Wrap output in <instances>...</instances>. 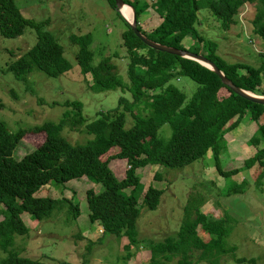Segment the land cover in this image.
Instances as JSON below:
<instances>
[{
  "label": "trees",
  "instance_id": "obj_1",
  "mask_svg": "<svg viewBox=\"0 0 264 264\" xmlns=\"http://www.w3.org/2000/svg\"><path fill=\"white\" fill-rule=\"evenodd\" d=\"M116 5L115 0H111ZM136 10L139 30L152 41L180 50L201 54L214 63L219 70L239 89L264 97V0H125ZM254 8L251 21L252 35L259 38L261 47L254 66L248 61L232 57L227 63L219 55L218 44L206 38L197 28L199 12L208 10L225 30L239 22L245 6ZM152 8L162 22L153 30L145 31L139 23L140 16ZM49 21L38 22L22 15L15 0H0V34L4 38L24 35L27 28L37 34V42L25 54L8 65L7 72L16 80L26 82L35 73H43L51 79L67 74L71 67L65 58V49L58 39L46 30ZM129 29L123 35L124 46L129 52L130 83L122 80L113 59L108 58L93 66L94 52L90 48L89 35H70L69 41L79 50L76 60L82 76H90L93 85L90 91L96 94L122 91L131 94L133 101L120 100L117 110L102 113L88 123L83 116L84 106L74 101L66 103L67 109L59 123H44L31 129L9 131L0 122V251L9 252L14 246V236H25L29 229L22 219L28 213L32 219H49L58 207L69 206L73 219L79 216V207L69 199L39 197L36 193L51 182L66 184L71 180L87 177L102 185L100 192L86 191L92 224L101 223L105 234L127 237L129 255L124 264L134 258L133 249L140 246L137 221L141 209L156 210L160 205L163 190L150 187L144 194L138 170L149 165L180 169L203 159L213 151L215 167L223 178H231L255 166L262 170L257 177L260 183L264 176V107L252 104L225 87L211 70L195 61L185 60L153 50L146 46ZM187 37L194 38L191 48H186ZM252 41V40H250ZM249 60V59H247ZM138 69L145 71L138 74ZM181 79L193 80L197 91L189 101L184 92L172 83ZM144 101L148 113L135 114L134 109ZM124 107L125 112H121ZM133 115L134 126L128 129V115ZM249 118L258 129L249 143L257 148L256 154L243 165L225 170L221 162V144L224 137L236 130ZM169 125L170 139H162L161 129ZM83 128L92 136L86 143L72 144L63 136L64 127ZM79 127V128H78ZM44 133L43 142L21 158L14 152L27 134ZM119 150V153L112 152ZM109 156L108 160H104ZM111 159L128 161L127 175L119 180L110 166ZM247 186L244 181L235 185L230 193H241ZM128 190H131L130 193ZM142 197L140 207L139 201ZM187 211L180 230L163 242L149 243L150 264H220L219 257L225 248L230 228L224 219L207 216L200 210ZM202 206V205H201ZM194 215L196 217H194ZM199 227L212 238L204 241ZM196 253H200L196 261ZM246 261H238L239 264ZM249 264H255L252 260ZM0 264H44L10 254Z\"/></svg>",
  "mask_w": 264,
  "mask_h": 264
},
{
  "label": "rangeland",
  "instance_id": "obj_2",
  "mask_svg": "<svg viewBox=\"0 0 264 264\" xmlns=\"http://www.w3.org/2000/svg\"><path fill=\"white\" fill-rule=\"evenodd\" d=\"M15 1L24 17L38 22L49 21L46 30L64 47L65 58L71 69L58 79L35 73L26 82H20L12 73L7 72L8 65L35 45L36 31L27 28L24 35L17 38H4L0 34V122L10 132L31 129L46 122L59 123L67 111L64 106L66 103H82L83 116L91 123L102 113L117 110L122 98L133 101L131 94H124L122 91L102 94L90 91L92 79L81 75L76 60L79 48L69 41L70 35H89L90 48L94 52L93 66L112 58L122 80L130 83L129 52L123 40L129 26L111 0ZM241 11L244 14L242 22L238 18L237 24L225 30L210 11L203 9L199 12L197 28L207 39L218 44L219 55L227 63H232L233 59L230 58L236 57L258 67L256 60L261 42L252 35L254 8L247 5ZM150 12L157 17L153 9ZM127 14L131 18V10H127ZM147 16L146 11L139 20L142 21ZM194 43V38L191 37L184 41L187 49ZM144 73V70L138 69V74ZM172 84L185 93L188 101L193 98L198 87L196 82L189 79L173 81ZM121 112H125L124 107ZM134 113L143 116L148 113L144 101L134 109ZM127 115L130 129L134 126L133 115L130 112ZM79 129L66 126L63 136L72 144L86 143L92 138L83 128ZM257 129V125L246 118L242 125L230 133L232 138L227 140L228 136L224 137L226 145L223 149L221 144V162L225 170L242 166L244 161L256 154L257 148L249 140ZM43 134H27L14 156L21 158L36 149L43 142ZM159 135L162 139H170L171 127L165 125ZM117 153L119 150L113 151L112 155ZM108 158L109 156H105L104 160ZM110 166L119 180L126 178L127 160L111 159ZM261 170L255 166L231 178H223L216 170L211 150L203 159L180 169L149 165L138 170L141 179L139 192L143 196L150 187L163 190L164 194L156 210L141 209L136 226L140 246L133 249L135 256L130 264H150L148 244L163 242L165 238L176 235L186 218V210L195 212L200 202L201 212L215 219L226 220L230 228L225 248L227 251L232 249L233 252L222 254L219 257L220 264H239L238 261L249 264L252 260L255 264H264V176L260 183L257 182ZM244 181L247 186L242 189L243 192L230 193L233 186L241 185ZM90 189L98 193L102 190V185L82 177L66 184L51 182L43 187L36 196L67 198L72 204L78 205L79 216L73 219L68 205L58 207L49 219L43 221L34 220L28 213H24L22 219L29 231L25 236H14V246L8 254L0 251V262L10 254H17L21 258L44 264H124V258L129 255L125 251L130 244L129 240L127 237L105 234L101 223H91L86 201V191ZM130 191L128 190L129 193ZM141 202L142 197L139 207ZM198 230L204 241L211 240L209 233L204 232L201 227ZM199 256L200 253H196V261H199Z\"/></svg>",
  "mask_w": 264,
  "mask_h": 264
},
{
  "label": "water",
  "instance_id": "obj_3",
  "mask_svg": "<svg viewBox=\"0 0 264 264\" xmlns=\"http://www.w3.org/2000/svg\"><path fill=\"white\" fill-rule=\"evenodd\" d=\"M115 1L117 3V9L119 13L127 20L128 24L131 26L132 31L146 46H148L149 48L153 50L163 52V54H167V55L178 57V58L185 59V60L195 61L201 66L214 72L215 75H217L220 78L222 84L225 87L229 88L235 95H237L238 97L252 104L264 107V97L256 96L252 93L243 91L239 89L238 87H236L231 81H229L226 78V76L219 70V68L214 63L209 61L207 58H205L201 54L196 55L194 54V52H190L188 50H180V49L168 47V46L156 43L152 41L151 39L147 38L138 28L136 10L132 6L126 4L125 0H115ZM126 6H129L133 10L132 20L127 18L123 12V8Z\"/></svg>",
  "mask_w": 264,
  "mask_h": 264
},
{
  "label": "crops",
  "instance_id": "obj_4",
  "mask_svg": "<svg viewBox=\"0 0 264 264\" xmlns=\"http://www.w3.org/2000/svg\"><path fill=\"white\" fill-rule=\"evenodd\" d=\"M150 10H152V9L147 10L148 16L146 18H144L142 21L139 20L140 26L145 31H151V30L155 29L162 22V18L155 11L154 12L158 18L153 16V14L151 12L149 13ZM153 22H157V23L155 25H153L152 24ZM251 123H253V122H251ZM227 136H228V137H226L227 140L229 138H232V135L230 133L227 134Z\"/></svg>",
  "mask_w": 264,
  "mask_h": 264
},
{
  "label": "bare ground",
  "instance_id": "obj_5",
  "mask_svg": "<svg viewBox=\"0 0 264 264\" xmlns=\"http://www.w3.org/2000/svg\"><path fill=\"white\" fill-rule=\"evenodd\" d=\"M127 10H128V11L131 10V12H132V16H133V10H132L129 6H126V7L123 8V12H124L125 16H126L127 18H129V17H128V14H127ZM130 15H131V14H130ZM130 15H129V16H130ZM132 16H131V18H129L130 20H132Z\"/></svg>",
  "mask_w": 264,
  "mask_h": 264
},
{
  "label": "built area",
  "instance_id": "obj_6",
  "mask_svg": "<svg viewBox=\"0 0 264 264\" xmlns=\"http://www.w3.org/2000/svg\"><path fill=\"white\" fill-rule=\"evenodd\" d=\"M244 16V14L243 13H241L240 14V17H239V19H240V21L242 22V17Z\"/></svg>",
  "mask_w": 264,
  "mask_h": 264
}]
</instances>
